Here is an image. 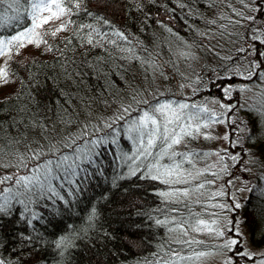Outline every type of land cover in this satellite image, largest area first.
Wrapping results in <instances>:
<instances>
[{
    "label": "trees",
    "instance_id": "obj_1",
    "mask_svg": "<svg viewBox=\"0 0 264 264\" xmlns=\"http://www.w3.org/2000/svg\"><path fill=\"white\" fill-rule=\"evenodd\" d=\"M259 2L261 8H264V0ZM86 3L94 14L97 12L103 14L117 28L123 30L128 36V42L119 41V45L133 50L131 53H122L113 45H106L114 57V62L108 64L106 71L114 73L110 74L109 78L115 82V88L97 87V84H103L104 78L101 77L97 81L95 74L85 67L81 95L91 100V116L85 117L78 100H73L72 103L80 114L79 122L65 127L57 122L55 113L68 106L63 100L59 104L54 103L58 92L47 77L56 73L51 67L43 66V62L51 64L60 52L45 53L44 45L41 44L39 48H30V45H27L18 53H14L9 61V70L14 72L15 76L12 77V83L0 88V100L19 92L21 101H13L18 105L24 102V94L30 89L39 107L35 104L29 107L32 112L38 113V118L43 120L49 129L43 134L39 129H29L27 140L16 144L10 152L6 150V154L0 157V165L10 166H0V176L33 174L37 164H44L46 160L55 161L61 154L71 155V149L63 146L69 134L79 135L82 123L86 120L91 124L109 121V118L118 114L121 104L127 106L132 103V96L137 91L142 92L144 98L149 100L157 96L162 100L171 99L188 103H204L212 99L229 103L224 97L222 87L249 84L258 77L253 75L248 78V70L258 73L264 69V65L260 68L255 67V63L259 62L256 49L264 52V45L260 41L251 39L257 34L254 29L264 33V16L255 10V0H244V3L240 0H86ZM22 4V20L13 21L7 28L0 30V35L14 34L30 23L24 11L27 7L24 0ZM6 7L7 4L0 6V11ZM233 9L243 12L244 16H256L255 24L237 16ZM8 15L12 13L9 12ZM74 19L78 22L94 23L83 13ZM230 20L233 22L240 20L241 23H230ZM210 21L215 23H209ZM221 25L228 26L223 37L219 35L224 31ZM199 32H211L215 34V38L209 41L207 37L198 35ZM228 33L235 35L229 37ZM70 35L71 29L61 32L58 39L50 36L46 39L49 44L63 49L62 39ZM260 38L264 40V35ZM112 39L118 38L113 36ZM77 43L73 40V44ZM210 44L216 45L215 51L209 50ZM188 45L192 47L189 48ZM33 47L37 46L34 44ZM241 48L245 51H239ZM85 50L77 47L74 53L68 55L80 61L83 59L81 54ZM189 51L194 58L181 56L182 52ZM148 53L152 54L156 64L159 65L158 68L153 69L135 59H121L122 56L132 55L143 58ZM99 56L107 57V53L103 48H92L87 60L94 61ZM229 56L232 57L231 60L223 59ZM7 59L8 57H0V65H3ZM260 59L264 60V57ZM33 60L36 61L37 66H32ZM29 73H35L36 80L30 81ZM22 82L26 86L23 90ZM37 83L41 85L39 89L36 87ZM90 86L94 87V90L88 91ZM60 87L64 91H76L63 82ZM236 95L239 96L238 90H233L232 103L239 102V97ZM0 107L4 106L0 105ZM133 107L135 108V104ZM68 111L73 110L69 108ZM232 113H226L228 121ZM16 114L13 109L11 115ZM9 119V114H0V120ZM229 124L230 127L233 125L230 122ZM88 131L91 133L92 129L89 128ZM101 134L97 133L96 136ZM13 135H16L14 130ZM4 143V140H0V144ZM78 143L81 147H87L81 141ZM50 144L58 151L50 152ZM189 144L188 141L187 147ZM239 146V156L242 158L246 154L244 147L241 145L239 148ZM116 149L117 146L111 144L97 149L103 153L97 159V163L103 169V175H92L80 185L79 193H70L71 185L65 184L61 188L60 181H53L60 195L69 201L67 205L58 198H54L55 203L43 198L38 203L29 204L30 211L22 217L20 213L24 212V206L13 202L10 214H0V258L5 259L8 264H146L155 259L154 253L163 255L169 250V246L172 249L173 233L169 234L166 227L156 226L148 216L150 213L153 218L169 217L170 211H153L173 208V204L166 205L162 202V198L155 194L156 190H166L168 186L159 181L138 179L140 173H137V176H126L127 167H117V163L122 165L123 162H113L112 153ZM119 149L131 154L132 142L124 137L119 141ZM41 150L45 154L39 159L33 158V153ZM255 154L261 164H264V141L255 146ZM240 158L237 157L236 161L227 159V178L230 173L245 165L246 160L241 163ZM88 167L89 171H94L92 167ZM248 171H255L257 178L255 187L253 186L248 194L242 209L231 210L230 218L232 225L237 218L241 219L253 242L260 244L264 243V197H260L256 189L264 188V182L260 179L264 174V167ZM115 175L123 178L118 179L113 186L112 178ZM202 178L209 179L206 174ZM225 183L227 187H231L229 181L226 180ZM14 186V181H8L0 185V188ZM224 193L222 197L225 198L224 201L235 202L230 189H226ZM194 198L191 197V200ZM33 199L36 200L35 197ZM93 207L96 209V217L90 222L88 217ZM138 212L143 215H138ZM31 213H36L38 218L32 219V224L29 225L26 219L31 218ZM230 234L235 235V232ZM61 236L68 237L69 244L66 248L58 249L56 241ZM237 238L239 247L233 246V248L236 252H240L243 251L244 245L241 235ZM161 244L164 245L163 251L159 248ZM230 253L232 255L231 251ZM233 258L234 264L244 260L241 259L243 257L233 256Z\"/></svg>",
    "mask_w": 264,
    "mask_h": 264
},
{
    "label": "snow or ice",
    "instance_id": "obj_2",
    "mask_svg": "<svg viewBox=\"0 0 264 264\" xmlns=\"http://www.w3.org/2000/svg\"><path fill=\"white\" fill-rule=\"evenodd\" d=\"M240 2L244 3V0H240ZM24 3L27 5L24 11L27 13L30 23L27 26H23L20 30L15 31L14 34L0 35V57H8L4 64L0 65V88L6 87L13 82L12 77L15 76V73L9 70V61L12 55L18 53L27 45L35 44L39 48L43 44V51L45 53L60 52V55L51 64L43 62L45 68L51 67L56 73L53 76L47 77V80L52 82L53 88L58 92L57 99L54 103L59 104L63 100L68 106L60 112L55 113L57 122L63 124L65 127L74 122H79L80 114L76 111L72 103L73 100H78L85 117H90L91 100L81 95L82 82L85 80L83 69L87 67L90 72L95 74L97 81L101 77L104 78L103 84H97V87L115 88V82L109 78L110 74L114 73L106 71L108 64L114 62V57L108 51L106 45L111 44L122 53H131L133 51L132 48L125 49L119 45V41L128 42V36L103 14L98 12L94 14L93 11L89 10L86 0H24ZM255 3V10L261 16H264V8H261L259 0H255ZM5 4H7V7L0 11V30L7 28L13 21L19 22L22 20V0H0V6ZM9 12L12 15H8ZM233 12L253 24L257 20L256 16H244L243 12H237L236 9H233ZM81 13L90 17L94 23H83L74 19V17L79 16ZM229 22L235 24L241 23L240 20L234 22L230 20ZM209 23L214 24L215 21H210ZM47 25H52V27L46 28L45 26ZM227 27V25H221V28L224 29V31L219 33L221 37L227 32ZM69 29H71V35L62 39L63 49L57 45L48 43L46 37L50 36L53 39H58L61 32L68 31ZM168 31H171V29H168ZM253 31L257 32V34L253 35L251 39L253 41H260L264 45V40L260 38L264 33L255 29ZM198 35L207 37L209 41L215 38V34L211 32H199ZM232 35L235 34L228 33L229 37ZM113 36L118 39H112ZM73 40H76L78 43L73 44ZM77 47L86 49L82 52L83 59L80 61L75 59L74 56L68 55V53H74ZM188 47L191 48L192 46L188 45ZM208 47L210 51H215L216 45L210 44ZM92 48H103L107 53V57L99 56L94 61H88L87 57L90 55ZM239 51H245V49L241 48ZM215 54L219 55V53ZM181 56L189 58L193 57V54L190 51L182 52ZM256 56L259 62L255 63V67L260 68L264 65V60L260 59V57H264V52H260L257 48ZM121 59H135L153 69L159 67L151 53H148L143 58L132 55L122 56ZM223 59L231 60L232 57H224ZM32 66H37L35 60L32 61ZM225 71H227V68H225ZM253 75L264 80V72L253 73L249 69L248 78H251ZM29 77L30 81L36 80L35 73H29ZM224 78L226 79L227 77ZM61 82L69 88L76 89V91H64L60 87ZM24 87L26 86L22 82V90ZM36 87L39 89L41 85L37 83ZM87 90L92 91L94 87L90 86ZM221 90L224 97L229 100V103H224L219 99L212 100L211 103L218 105L219 109L223 111H217L215 108L207 107V101L204 103H188L171 99L162 100L157 96H153V99L149 100L144 98L142 92H135L132 96V103H129L127 106L121 104L118 109V114L109 118V121L91 124L89 120H86L82 123L79 135L73 136L69 134L65 138L63 146L71 149V155L61 154L55 161L46 160L44 164H37L35 170H33V174L0 176V185L8 181H14L15 185L14 187L0 188V198H2V202H0V214H10L13 202L24 206V212L20 213L22 217L30 211L28 208L29 204L33 202L38 203L43 198L52 200L53 203H55L54 198H58L67 205L69 201L60 195L53 181H60L59 187L61 188L65 184L71 185L72 187L69 189V192L79 193L80 185L84 184L92 175H103V169L97 163V159L103 153L97 149L105 148V146L111 144L117 146V149L112 153L113 162H123L122 165L117 163V167H127L128 171L125 173L126 176H137V173H140L138 179H147L163 183L168 186L167 189L156 190L155 192L156 195L162 198V202L166 205H183L187 210V216L180 218L172 216L171 218L159 219L153 218L149 213V219L156 226L166 227L169 234L179 232L184 237L188 236L189 229L197 233L206 231L209 235L217 238L224 237L225 229L218 224L217 220L213 219L211 222H208L201 218V214L193 213L190 207V203H201L199 199L191 200L192 195L200 192L207 184L213 183V181L209 180L199 182L200 177L209 171L208 168L196 169V162L206 159L211 154L196 152L191 149L184 152H177L175 150L176 146L184 143L186 140H194L200 135H203L205 139H214L215 137L208 134L206 130L214 124L224 122L223 118L228 112H234V115L229 117L230 123L240 120L243 124V128H234V131L244 132L246 138L253 145L256 144L257 139L264 141V92L260 94L255 103L245 106L238 102H231L232 85L224 86ZM245 90H248L247 85L239 86V91ZM13 101H21V94L19 92L7 95L0 100V105L4 106L0 107V114L10 115L9 120H0V130H2L0 140L5 141L4 144H0V157L6 154V150L10 152L16 144L27 140L29 129H39L41 134L47 132L49 129V126L38 118V113L32 112V109L29 107L32 104L39 107L30 89L24 94V102L15 105ZM133 104H135V108ZM245 107L248 112L253 113L258 118L256 123V127L259 129L258 133L253 132V128L249 126L248 121H244L241 117L235 115V113H239ZM69 108L73 111L69 112ZM13 109H15L16 115H11ZM134 112L135 115H133ZM25 121L27 122L25 123ZM89 128L92 129L91 133L88 131ZM13 130L16 135H13ZM97 133L102 134L96 136ZM124 137L132 142L131 154L119 149V141ZM228 138V135H225L224 139ZM243 139L244 137L237 136V142L231 146L233 148L239 146ZM78 141L83 142L87 147H81ZM49 151L55 152L58 149L50 144ZM44 154L42 150L36 151L33 153V158L39 159ZM245 154L250 157L249 162L251 164H260L261 167H264V164H261L259 159L254 155L253 148L245 149ZM216 155H219V153H216ZM165 158L168 161L167 163L162 162ZM230 158L233 161L237 160L236 155L230 154ZM221 159L223 158L221 157ZM241 163H243V160H241ZM185 164L189 167L186 168ZM0 166L9 167L10 165ZM88 166L92 167L94 171H89ZM223 171H226V169H223ZM213 175L216 174L213 173ZM122 178L123 176L115 175L112 178L113 186H115L118 179ZM260 179L264 181V174L261 175ZM246 190L251 192L252 188ZM256 191L260 197H264V188H257ZM224 195L225 193L223 191L215 192L211 194L210 198L222 197ZM34 197L36 198L35 201L33 199ZM214 207L232 210L239 209L241 204L237 202H233L230 205L218 203ZM166 210L171 212L180 211L176 207L171 209H154L153 211L163 212ZM137 214L143 215L140 212ZM212 215L217 214L213 213ZM95 217L96 209L93 207L88 220L91 222ZM37 218L38 215L36 213H31V218L26 219V223L31 225L32 219ZM232 231L237 236L240 235L234 225ZM173 242L189 248L194 244L200 245L204 243L203 241L191 238L175 239ZM68 244V237L65 236H61L56 241V247L58 249L66 248ZM233 246L239 247L238 239H226L219 246L218 250L228 249L235 257L247 258L250 255L247 251L236 252ZM159 248L163 251L164 245H159ZM213 254L212 251H196L192 255L185 256L181 255L179 251L171 249L169 246V250L164 252L163 255L154 253L153 256L155 259L152 262H146V264H182V262L191 261L194 258L199 260ZM260 255L264 256V252L260 253ZM0 264H8V262L0 258ZM226 264H233L231 257ZM259 264H264V260H261Z\"/></svg>",
    "mask_w": 264,
    "mask_h": 264
},
{
    "label": "rangeland",
    "instance_id": "obj_3",
    "mask_svg": "<svg viewBox=\"0 0 264 264\" xmlns=\"http://www.w3.org/2000/svg\"><path fill=\"white\" fill-rule=\"evenodd\" d=\"M34 44L30 45V48H37L33 47ZM32 46V47H31ZM264 72V69L263 71ZM247 85L248 90L245 91H239V86ZM233 90H238L239 92V102L240 104H244L247 106L248 104H253L257 101L260 94L264 92V80H261L257 78L255 81L249 83V84H234ZM234 95V94H232ZM216 100V99H212ZM212 100H209L207 103V107L209 108H215L218 111H221L222 109H219L218 105H214L211 103ZM234 115V112L230 115L232 117ZM235 115H238L242 118L244 121H248L249 126L253 128L254 133H258L259 129L256 127L257 123V117L250 113L245 109H241L239 113H235ZM224 122L217 123L212 125L209 129L206 131L208 134H210L212 137H215L214 139H205L203 135H200L198 138L189 141L190 149L195 150L196 152L201 153H210L206 159L199 160L196 162V169H204L208 168L209 171L206 173L207 177L209 179H203L201 176L199 182H203L205 180L213 181L211 184H207L204 189H202L200 192L194 193L192 197H195L194 199H199L201 201L200 204L190 203L191 211L193 213H199L201 214V218L205 219L208 222H211V220L215 219L217 220L218 224L225 229V236L222 238H217L214 236L209 235L206 231L201 232H193L189 229L188 236L184 237L181 236L179 232L173 233L172 239L173 241L175 239H196L203 241V244L200 245H192L191 248L177 244L175 242L172 243V249L179 251L180 253H183L185 256L192 255L193 252L196 251H212L214 254L208 257L201 258L199 260L193 259L191 261H185L182 262V264H226V262L231 257L233 264H234V258L231 255L230 251L228 249H219V246L224 243L226 239H232L236 238L238 239L237 235H232L230 233L231 229L233 228V225L235 226L236 230L241 235V240L244 245L243 251H247L250 253V255L247 258H241L244 260H241V262L237 264H259L261 260H264V256L260 255V253L264 252V243H255L253 242V239H251V234L249 233L246 225L242 222L240 219H236L235 223L233 221V225L231 223L230 218V212L231 210L227 209H220L217 207H214L216 204H226L230 205L232 204L229 201H224L225 198L222 197H216V198H210L212 193L215 192H226V189H230L231 195L234 196L235 202L240 203L242 209L244 202L247 199L248 194L250 193L246 189L252 188L257 180L255 177V171H248L245 169H258L260 168V164H251L249 162L250 157L248 155L239 156L238 146L233 148L231 145L233 143L237 142V136L244 137L243 141L240 143V146L244 147L245 149L253 148L254 155L255 154V146L262 141V139H257L256 144L253 145L251 141H249L246 138V135L242 131H233L235 129H241L243 128V124L240 120L234 121L232 126L230 127L229 121L227 119V116L223 118ZM225 135H228V139H224ZM188 141L186 140L184 143L176 146L175 150L177 152H184L188 149L187 147ZM239 146V148H240ZM241 147V148H242ZM208 149V150H207ZM232 150V151H231ZM216 153H219V155H216ZM231 155H236L241 160H246L244 163L245 165L241 168H239L237 171L230 173L227 176L228 169H227V159L232 160L230 158ZM221 157L223 159H221ZM258 159V156H256ZM168 161L165 160L163 163H167ZM239 162V161H238ZM186 168L189 167L188 165L185 166ZM223 169H226V171H223ZM215 173L216 175H213ZM231 181V187H227V184L225 181ZM264 182V181H263ZM262 182V183H263ZM264 184V183H263ZM194 199H192L194 201ZM214 202V203H213ZM174 205V204H173ZM173 207L179 208V212H171L169 214L168 218H171L172 216H176L177 218H180L182 216H187V210L183 207V205H174ZM233 210V209H232ZM213 213L217 215H212ZM187 227V225H186ZM239 235V236H240ZM184 251V252H182Z\"/></svg>",
    "mask_w": 264,
    "mask_h": 264
}]
</instances>
